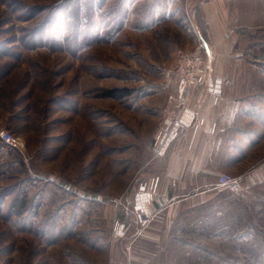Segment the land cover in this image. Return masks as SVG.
Returning <instances> with one entry per match:
<instances>
[{"label": "rangeland", "instance_id": "374dc122", "mask_svg": "<svg viewBox=\"0 0 264 264\" xmlns=\"http://www.w3.org/2000/svg\"><path fill=\"white\" fill-rule=\"evenodd\" d=\"M190 3L0 0V130L21 140L0 144V264H108L127 211L136 225L135 196L163 168L162 127L177 108L166 70L191 48L164 21ZM242 39L264 71V34ZM111 88L131 95L103 97ZM241 202L227 221L242 220ZM261 205L230 230L172 225L180 246L166 264H264Z\"/></svg>", "mask_w": 264, "mask_h": 264}, {"label": "crops", "instance_id": "0c3cea01", "mask_svg": "<svg viewBox=\"0 0 264 264\" xmlns=\"http://www.w3.org/2000/svg\"><path fill=\"white\" fill-rule=\"evenodd\" d=\"M189 1L188 7L174 9L172 17L167 14L164 23L181 32L190 47L201 43L204 73L200 85L182 97L176 77L166 74L177 108L164 119L162 132L168 131L165 120L179 119L189 126L186 133L164 140L163 168L135 196L136 225L129 220L134 212L127 211L125 236L113 238L108 264H166L169 246H180L181 235L171 234L172 225V231H180L185 224L219 223L230 230L231 223H250L256 216L249 211L262 206L264 71L262 62L254 66L243 56L242 38L264 34V0ZM216 80L219 93L208 91L207 83ZM221 172L239 177V193L217 185ZM155 179L156 189L145 202ZM238 200L244 202L242 220L227 221ZM148 258L156 262L148 263Z\"/></svg>", "mask_w": 264, "mask_h": 264}, {"label": "built area", "instance_id": "2783aa9c", "mask_svg": "<svg viewBox=\"0 0 264 264\" xmlns=\"http://www.w3.org/2000/svg\"><path fill=\"white\" fill-rule=\"evenodd\" d=\"M204 67L205 58L201 43L195 47L179 48L175 51L171 64L167 68L166 72L168 75H173L177 79L178 97H182L188 91L200 85L202 75L204 73ZM219 84L220 80L208 82L207 90L210 92L219 93L218 88H216V85ZM165 123L168 124V131L165 134V138H167L169 135H172L173 137L182 135L186 133L189 126L179 119L165 120ZM0 142L12 148H18L21 146L20 138L16 134L4 129L0 130ZM157 182L158 180L155 179V182L153 183L150 190L151 192L147 193L149 195L144 198L145 202L148 201L153 195L157 186ZM216 183L220 187L226 188L232 193L240 192L239 177H235L229 173H219L217 175ZM123 228L124 226L122 224L118 225L114 230V234L117 237L124 236Z\"/></svg>", "mask_w": 264, "mask_h": 264}, {"label": "trees", "instance_id": "16d2710c", "mask_svg": "<svg viewBox=\"0 0 264 264\" xmlns=\"http://www.w3.org/2000/svg\"><path fill=\"white\" fill-rule=\"evenodd\" d=\"M102 95L105 98L124 99V98L131 95V91L128 88H111V89H107V90L103 91ZM0 144H3V143L0 142ZM25 205H27V204H26L25 200L22 199L18 206L25 209L26 208Z\"/></svg>", "mask_w": 264, "mask_h": 264}]
</instances>
